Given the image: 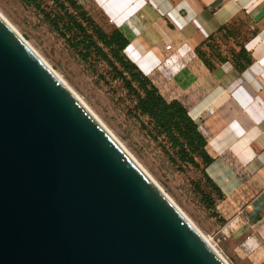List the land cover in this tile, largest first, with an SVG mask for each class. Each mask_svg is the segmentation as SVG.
<instances>
[{"label":"water","instance_id":"1","mask_svg":"<svg viewBox=\"0 0 264 264\" xmlns=\"http://www.w3.org/2000/svg\"><path fill=\"white\" fill-rule=\"evenodd\" d=\"M0 264H222L1 17Z\"/></svg>","mask_w":264,"mask_h":264},{"label":"crops","instance_id":"2","mask_svg":"<svg viewBox=\"0 0 264 264\" xmlns=\"http://www.w3.org/2000/svg\"><path fill=\"white\" fill-rule=\"evenodd\" d=\"M94 2L128 39L125 57L185 105L212 157L207 172L236 203L231 235L264 262V0Z\"/></svg>","mask_w":264,"mask_h":264},{"label":"rangeland","instance_id":"3","mask_svg":"<svg viewBox=\"0 0 264 264\" xmlns=\"http://www.w3.org/2000/svg\"><path fill=\"white\" fill-rule=\"evenodd\" d=\"M0 13L230 264H264L245 256L231 235L236 203L215 188L205 149L191 150L195 162L181 156L168 134L141 112L137 93L144 92L114 46L107 45L114 25L94 0H0ZM234 32L240 41L241 31Z\"/></svg>","mask_w":264,"mask_h":264},{"label":"trees","instance_id":"4","mask_svg":"<svg viewBox=\"0 0 264 264\" xmlns=\"http://www.w3.org/2000/svg\"><path fill=\"white\" fill-rule=\"evenodd\" d=\"M106 42L108 46H114L118 60L125 61L131 69V79H136L139 82V88L143 90L144 95L137 93L141 112L153 119L168 134L169 140L178 146L181 156H188L190 161L195 162L190 152L200 148L205 149L206 140L188 115L186 107L178 100L167 101L150 79L125 57L123 50L128 44V39L118 28L113 29ZM101 52L105 54L102 50ZM133 68L135 71H132ZM137 91L135 89V92ZM206 158L207 163L210 164L212 157L207 153ZM214 186L223 195L215 184Z\"/></svg>","mask_w":264,"mask_h":264},{"label":"bare ground","instance_id":"5","mask_svg":"<svg viewBox=\"0 0 264 264\" xmlns=\"http://www.w3.org/2000/svg\"><path fill=\"white\" fill-rule=\"evenodd\" d=\"M1 19L5 22L7 26H9L14 32H16L32 49L33 47L29 44V42L22 36L11 24L8 22L3 15L0 13ZM34 50V49H33ZM35 51V50H34ZM36 52V51H35ZM37 53V52H36ZM38 54V53H37ZM39 55V54H38ZM40 56V55H39ZM41 57V56H40ZM42 58V57H41ZM42 60L50 67V69L58 76V78L65 84V86L71 91V93L77 98V100L84 106V108L104 127L107 133L132 157L141 171L145 174V176L149 179V181L153 184V186L162 194V196L172 204L179 212L180 216L186 221L187 225L194 231V233L200 237L204 243L210 248V250L215 254L216 258L222 264H230L226 257L222 254V252L208 239L191 221L190 219L175 205L172 199L168 196V194L158 185V183L148 174V172L138 163V161L132 156V154L122 145V143L114 136V134L100 121V119L90 110V108L82 101V99L67 85V83L62 80L60 75L42 58Z\"/></svg>","mask_w":264,"mask_h":264}]
</instances>
